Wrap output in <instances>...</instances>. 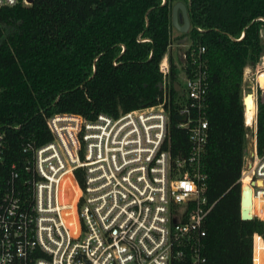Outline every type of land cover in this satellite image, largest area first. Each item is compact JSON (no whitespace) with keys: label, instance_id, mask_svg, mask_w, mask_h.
I'll return each instance as SVG.
<instances>
[{"label":"trees","instance_id":"trees-1","mask_svg":"<svg viewBox=\"0 0 264 264\" xmlns=\"http://www.w3.org/2000/svg\"><path fill=\"white\" fill-rule=\"evenodd\" d=\"M179 0H34L0 9V128L7 140L5 165L20 163L22 145L52 139L47 118L71 113L94 119L119 116L163 101L160 65L169 55L170 147L190 150L179 126V68L169 53L172 11ZM191 29L183 33L206 47L210 89L209 137L204 156L208 215L206 264H253V238L264 221L242 219L239 179L247 147L243 73L264 54V0H180ZM242 34H244L242 36ZM264 82V80H262ZM259 153H264V99L257 114ZM6 175V173H5ZM264 264V240H255Z\"/></svg>","mask_w":264,"mask_h":264},{"label":"built area","instance_id":"built-area-1","mask_svg":"<svg viewBox=\"0 0 264 264\" xmlns=\"http://www.w3.org/2000/svg\"><path fill=\"white\" fill-rule=\"evenodd\" d=\"M18 4L31 2L0 0V9ZM181 45L184 85H173L181 96L178 116L186 117L179 126L190 138L185 157L170 147L169 55L160 65L159 104L117 117L53 114L47 118L52 139L25 141L20 163L9 166L0 128V264H206V222L214 206L204 166L209 60L205 46ZM262 75L264 54L243 73L242 93L252 88L256 113L250 124L245 118L239 182L252 189V219L264 221V153L257 141ZM257 237L264 240L254 234L253 264Z\"/></svg>","mask_w":264,"mask_h":264},{"label":"water","instance_id":"water-1","mask_svg":"<svg viewBox=\"0 0 264 264\" xmlns=\"http://www.w3.org/2000/svg\"><path fill=\"white\" fill-rule=\"evenodd\" d=\"M28 1L31 2V4L34 2V0H28ZM172 22H173V26L176 27L182 33H187L191 29L189 7L184 2L178 1L176 4H174L172 11ZM177 85L178 87H180L178 83ZM249 97L252 100L253 96L251 93H248L247 96L244 97L245 110H247L248 107L247 99ZM177 118L178 120L182 121L185 120L186 117L180 115ZM244 186L242 187L241 213H242V219L245 221H249L252 220L253 218L252 213L250 211V207H252L253 204V194H252V189L249 185H247L249 187V190H244Z\"/></svg>","mask_w":264,"mask_h":264},{"label":"rangeland","instance_id":"rangeland-1","mask_svg":"<svg viewBox=\"0 0 264 264\" xmlns=\"http://www.w3.org/2000/svg\"><path fill=\"white\" fill-rule=\"evenodd\" d=\"M180 1V0H179ZM178 1H175L174 4H176ZM183 2V1H182ZM172 46L169 50V53L173 56L174 60L177 63V66L179 68V73L182 74V69H181V65H182V60L180 58V54L178 51L183 50L185 47L182 44V42H189L188 37H183V33L181 31H179L176 27H174L172 25ZM264 35V34H263ZM263 42H264V37H263ZM180 76V75H179ZM261 80H264V76H262ZM181 84L184 85L183 80H181ZM247 87V93L245 94V96H247V94L250 92H252V88L249 86ZM259 95L264 99V90H261L259 92ZM243 98L245 97L244 94L242 93ZM245 188V187H244Z\"/></svg>","mask_w":264,"mask_h":264},{"label":"bare ground","instance_id":"bare-ground-1","mask_svg":"<svg viewBox=\"0 0 264 264\" xmlns=\"http://www.w3.org/2000/svg\"><path fill=\"white\" fill-rule=\"evenodd\" d=\"M262 76H264V75H262ZM262 76H261V78H262ZM262 83L264 84L263 81H262ZM247 104H248V107H247V110L245 111V118H246L247 123L250 124L253 122V120L255 118V113H256L253 97H252V100L250 97L247 99ZM244 187H245L244 190H249V187L247 185H245ZM251 210H252V207H250V211Z\"/></svg>","mask_w":264,"mask_h":264},{"label":"crops","instance_id":"crops-1","mask_svg":"<svg viewBox=\"0 0 264 264\" xmlns=\"http://www.w3.org/2000/svg\"><path fill=\"white\" fill-rule=\"evenodd\" d=\"M181 51V50H180ZM180 51H178L179 52V54H180Z\"/></svg>","mask_w":264,"mask_h":264}]
</instances>
